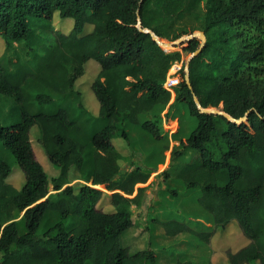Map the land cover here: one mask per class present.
I'll return each mask as SVG.
<instances>
[{
  "label": "trees",
  "instance_id": "16d2710c",
  "mask_svg": "<svg viewBox=\"0 0 264 264\" xmlns=\"http://www.w3.org/2000/svg\"><path fill=\"white\" fill-rule=\"evenodd\" d=\"M199 5L203 42L191 28L164 26L166 17ZM54 14L73 20L68 32L49 28ZM29 16L47 25L35 32ZM85 24L92 25L86 33ZM0 37L6 47L23 42L31 50V60H12L21 64L15 71L0 58V94L18 103L27 80L61 99L79 98L75 81L87 62L99 64L91 81L95 116L80 101L75 117L60 106L30 113L19 105L20 119L0 124V141L24 177L20 188L7 182L12 165L0 158V264H157L151 249L130 253L120 242L134 222L128 206L139 203L145 188L135 186L151 171L140 165L122 170L111 138L118 131L128 140L126 127L139 125L162 140L156 121L142 117L168 104L172 91L166 113L183 104L196 125L169 160L193 156L175 177L186 189H200L197 202L212 217L211 230L192 232L209 242L234 220L248 242L226 251L228 264H264V0H0ZM34 99L55 104L47 93ZM87 121L82 141L77 133ZM33 127L59 170L50 179L30 139ZM74 172L90 184H70ZM95 185L112 191L113 211L99 206L104 192ZM15 211L22 212L23 233ZM160 223L168 235L187 231L175 220Z\"/></svg>",
  "mask_w": 264,
  "mask_h": 264
},
{
  "label": "rangeland",
  "instance_id": "374dc122",
  "mask_svg": "<svg viewBox=\"0 0 264 264\" xmlns=\"http://www.w3.org/2000/svg\"><path fill=\"white\" fill-rule=\"evenodd\" d=\"M203 14L202 5L192 10L186 11L181 16L166 17L164 26L171 28H191L198 35L204 37L203 30ZM29 26L35 32L43 30L47 25L44 19L36 16H29ZM73 25L71 18H61L58 14H54L49 22L50 29H61L68 32ZM43 26V28H41ZM91 24H85L84 32L90 31ZM179 49V47H176ZM23 43H13L11 47H6L5 40L0 37V58L3 61L6 70L15 71L21 64L13 63V59L17 58L18 63L32 59V54ZM185 57V56H183ZM187 57V56H186ZM185 57V58H186ZM31 65V64H30ZM179 65H173L167 73L164 86L170 87V75L172 70L178 68ZM99 64L92 60L87 62L84 74L81 75L74 83V89L80 93V97L76 98L74 94L68 95L65 99L33 81L27 80L23 85V100L18 103L14 98L0 94V124L8 125L13 121L20 119L19 105H23L30 113L37 111L50 112L57 106L65 108L70 116L75 117L78 113V102L95 116L97 100L91 90V81L98 72ZM172 91V90H171ZM37 92L51 94L55 100V104L39 103L34 99ZM174 93H171V99L164 106L155 107L150 112L143 114L142 119L156 121L159 125L160 132L163 135L162 140H153L152 136L142 131L139 125L131 127L127 126L128 140H125L115 131L111 142L114 150L119 153V164L122 170H130L135 166H142L148 169L150 176L145 183L136 184L135 188L144 186L143 194L139 198V203H130L128 209L132 213L133 225L127 229L120 237L123 246L129 249L130 253L139 250L151 249L155 256L157 264H174L177 262L187 261L189 264H228L226 251H235L239 247L248 242L245 235L242 234L240 227L236 221H231L224 228H217L213 236L209 238V242L200 239L192 231L198 233H206L211 230L212 217L208 211L202 208L197 198L200 195L199 188L186 189L182 181L175 177L181 167L193 160L190 153L170 163L169 149L179 146L181 137L187 136L188 133L196 125V119L188 115L185 105H177L172 107L167 114L168 105L172 102ZM90 121L82 124L80 132L77 133L78 138L82 139L88 131ZM39 130L33 127L30 132V139L38 159L44 166L48 178L58 175V168L52 165L44 156L41 145L37 141ZM82 141H85L82 139ZM197 154V153H196ZM196 157V156H195ZM0 158L5 160L11 166V172L6 181L16 188H20L23 184L24 177L19 166L14 162V157L10 151L0 141ZM192 158V159H191ZM191 159V160H190ZM166 170V173L162 171ZM78 173L70 175V184H90L84 182L77 177ZM104 194L99 201V206L105 211H113L114 207L110 204V193L101 185ZM51 185L49 184V188ZM98 188V187H97ZM173 189L175 194L168 190ZM135 193V191H134ZM128 195L131 197L134 195ZM14 220L16 221L19 233L25 231L22 212L15 211ZM178 221L187 227V231L180 232L176 235H168L160 222ZM146 264H153L148 259ZM249 264H259L258 261Z\"/></svg>",
  "mask_w": 264,
  "mask_h": 264
},
{
  "label": "water",
  "instance_id": "95a60500",
  "mask_svg": "<svg viewBox=\"0 0 264 264\" xmlns=\"http://www.w3.org/2000/svg\"><path fill=\"white\" fill-rule=\"evenodd\" d=\"M197 36H199L200 38H201V40H202V42L204 41V37H202L201 35H198V34H196ZM189 37V36H188ZM155 38L158 40V37L157 36H155ZM180 41V40H179ZM186 81L189 83V77H188V74H187V76H186ZM190 84V83H189Z\"/></svg>",
  "mask_w": 264,
  "mask_h": 264
},
{
  "label": "bare ground",
  "instance_id": "6f19581e",
  "mask_svg": "<svg viewBox=\"0 0 264 264\" xmlns=\"http://www.w3.org/2000/svg\"><path fill=\"white\" fill-rule=\"evenodd\" d=\"M96 187H98V188H102V186L101 185H95Z\"/></svg>",
  "mask_w": 264,
  "mask_h": 264
},
{
  "label": "crops",
  "instance_id": "0c3cea01",
  "mask_svg": "<svg viewBox=\"0 0 264 264\" xmlns=\"http://www.w3.org/2000/svg\"><path fill=\"white\" fill-rule=\"evenodd\" d=\"M171 149H172V148L169 149V153H170Z\"/></svg>",
  "mask_w": 264,
  "mask_h": 264
}]
</instances>
